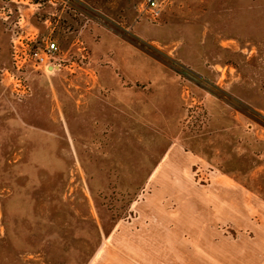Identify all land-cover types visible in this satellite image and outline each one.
Returning <instances> with one entry per match:
<instances>
[{"label":"rangeland","instance_id":"1","mask_svg":"<svg viewBox=\"0 0 264 264\" xmlns=\"http://www.w3.org/2000/svg\"><path fill=\"white\" fill-rule=\"evenodd\" d=\"M145 2L0 0V264H117L137 205L183 197L170 202V180L152 175L169 127L206 158L193 187L227 170L264 186V0H166L153 14ZM49 41L55 70L28 55ZM111 64L117 118L89 93Z\"/></svg>","mask_w":264,"mask_h":264},{"label":"crops","instance_id":"2","mask_svg":"<svg viewBox=\"0 0 264 264\" xmlns=\"http://www.w3.org/2000/svg\"><path fill=\"white\" fill-rule=\"evenodd\" d=\"M50 66L55 70L57 65L49 61L46 67ZM110 66L113 65L99 66V75L89 80L95 90L89 93L100 95L104 104L109 99V105H114L112 114L117 118L121 108L117 100L122 92L123 77H109L106 69ZM160 93L165 97L166 92ZM151 94L155 96L154 92ZM168 129L169 133L165 130L160 138L162 142H159L164 145L163 139L168 141V155L162 162L164 168L154 170L152 175L170 180L172 185L165 183L161 190L157 189L164 195H171L170 202L177 200L176 196L183 197L179 205L153 202L137 205L136 218L131 219L135 230L127 235L133 245L125 256L116 254L117 264H264V186L248 190L233 180L237 177L236 171L227 170L209 185L193 187L189 179L190 168L205 163L206 158L184 149L179 142L177 125L174 134H171V127ZM212 150L213 155L216 151ZM232 163L238 164L229 161L228 169H232ZM260 167L254 166L247 176L252 180L251 173ZM156 210L159 212L157 217ZM223 227L244 230L253 233L254 237L228 238L221 234L226 231L221 229ZM125 234L127 231L121 229L116 234L117 241L126 239ZM233 245L238 246V250L225 249ZM251 245H257V249H251ZM222 246L224 249H219Z\"/></svg>","mask_w":264,"mask_h":264},{"label":"built area","instance_id":"3","mask_svg":"<svg viewBox=\"0 0 264 264\" xmlns=\"http://www.w3.org/2000/svg\"><path fill=\"white\" fill-rule=\"evenodd\" d=\"M166 0H146L145 8L148 12L153 14L158 10ZM58 52V46L55 42L49 41L44 44L40 49L29 50V56L33 59L34 63L39 66H47V63L51 61L52 56ZM25 54V53H24Z\"/></svg>","mask_w":264,"mask_h":264}]
</instances>
